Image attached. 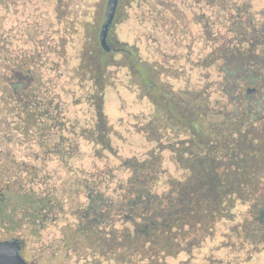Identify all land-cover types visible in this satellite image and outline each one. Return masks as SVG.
<instances>
[{
    "label": "flooded vegetation",
    "instance_id": "flooded-vegetation-1",
    "mask_svg": "<svg viewBox=\"0 0 264 264\" xmlns=\"http://www.w3.org/2000/svg\"><path fill=\"white\" fill-rule=\"evenodd\" d=\"M214 200L207 237L176 219L151 243ZM0 241L27 264L262 263L255 0H0Z\"/></svg>",
    "mask_w": 264,
    "mask_h": 264
},
{
    "label": "trees",
    "instance_id": "trees-1",
    "mask_svg": "<svg viewBox=\"0 0 264 264\" xmlns=\"http://www.w3.org/2000/svg\"><path fill=\"white\" fill-rule=\"evenodd\" d=\"M210 174H212V170H210ZM197 179L193 177L191 180V184H196ZM167 200L170 199L168 194L166 195ZM220 205H217L216 200L208 204V207L206 209V206L199 203L196 207H193L194 209L191 212L182 211V212H176L172 213V211L164 212L163 215H161V228H160V234L159 235V229H150V236L149 239L151 243L158 244L159 247H162V249L173 247L175 245V238L170 235V225L177 219V221H186L187 226L190 228V232H199V234L202 237H207L209 233L211 232V223L213 219H217L218 217V210ZM169 208V207H168ZM168 210V209H167ZM191 214V215H190ZM156 218H160L157 215H155ZM181 218V219H180ZM187 219L188 222H187ZM199 221V223H196V221ZM191 224V225H190ZM155 231V232H154ZM154 232V233H153ZM159 239V243H158ZM179 240V239H178ZM193 245L197 246L199 244V241L202 239H195V237L191 238ZM186 241V240H185Z\"/></svg>",
    "mask_w": 264,
    "mask_h": 264
},
{
    "label": "water",
    "instance_id": "water-1",
    "mask_svg": "<svg viewBox=\"0 0 264 264\" xmlns=\"http://www.w3.org/2000/svg\"><path fill=\"white\" fill-rule=\"evenodd\" d=\"M0 264H27L19 254L16 241H0Z\"/></svg>",
    "mask_w": 264,
    "mask_h": 264
},
{
    "label": "rangeland",
    "instance_id": "rangeland-1",
    "mask_svg": "<svg viewBox=\"0 0 264 264\" xmlns=\"http://www.w3.org/2000/svg\"><path fill=\"white\" fill-rule=\"evenodd\" d=\"M255 5L257 6L258 9L264 10V0H255ZM250 264H264V261L262 263L252 262Z\"/></svg>",
    "mask_w": 264,
    "mask_h": 264
}]
</instances>
